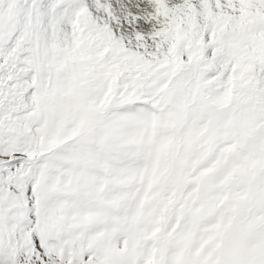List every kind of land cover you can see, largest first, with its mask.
<instances>
[{
    "label": "snow or ice",
    "instance_id": "1",
    "mask_svg": "<svg viewBox=\"0 0 264 264\" xmlns=\"http://www.w3.org/2000/svg\"><path fill=\"white\" fill-rule=\"evenodd\" d=\"M0 264H264V0H0Z\"/></svg>",
    "mask_w": 264,
    "mask_h": 264
}]
</instances>
